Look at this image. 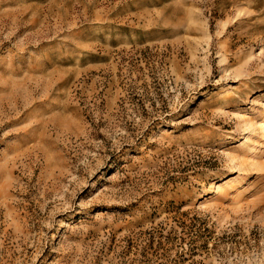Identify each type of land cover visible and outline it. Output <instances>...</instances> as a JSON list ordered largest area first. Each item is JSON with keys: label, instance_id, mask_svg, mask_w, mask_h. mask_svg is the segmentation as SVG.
Wrapping results in <instances>:
<instances>
[{"label": "rangeland", "instance_id": "obj_1", "mask_svg": "<svg viewBox=\"0 0 264 264\" xmlns=\"http://www.w3.org/2000/svg\"><path fill=\"white\" fill-rule=\"evenodd\" d=\"M0 264H264V0H0Z\"/></svg>", "mask_w": 264, "mask_h": 264}, {"label": "bare ground", "instance_id": "obj_2", "mask_svg": "<svg viewBox=\"0 0 264 264\" xmlns=\"http://www.w3.org/2000/svg\"><path fill=\"white\" fill-rule=\"evenodd\" d=\"M237 172L236 166H228L225 168V170L221 173L220 181L224 182L228 177L234 175V173ZM94 184H98V181H95ZM64 228V222L61 224V227L59 228L58 232H60Z\"/></svg>", "mask_w": 264, "mask_h": 264}]
</instances>
